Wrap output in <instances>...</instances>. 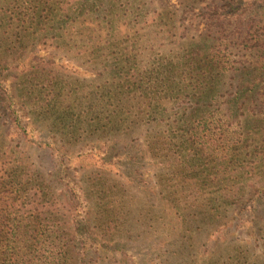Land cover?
Listing matches in <instances>:
<instances>
[{
	"label": "trees",
	"instance_id": "trees-1",
	"mask_svg": "<svg viewBox=\"0 0 264 264\" xmlns=\"http://www.w3.org/2000/svg\"><path fill=\"white\" fill-rule=\"evenodd\" d=\"M100 4L0 0V52L10 60L0 69L15 71L31 48L12 95L0 78V264H131L130 237H121L138 201L157 228L143 240L151 251L140 262L166 264L178 244L190 253L187 264H264V113L255 110L264 91V0H231L203 14L207 27L231 26L240 51L255 54L239 68L229 67L209 37L178 44L170 29L160 40H172L154 53V44L136 38L139 20L147 23L136 7L119 15L111 6L105 14ZM36 45L104 76L68 82L40 62ZM12 96L36 131L59 145L56 155L92 149L95 141L125 151L123 174L91 154L77 156L85 171L81 218L78 195L61 172L43 171L40 160L6 140L5 122H17ZM140 171L150 178L141 180ZM124 182L143 188V199L126 193ZM243 218L254 226L256 245L232 234Z\"/></svg>",
	"mask_w": 264,
	"mask_h": 264
},
{
	"label": "rangeland",
	"instance_id": "rangeland-1",
	"mask_svg": "<svg viewBox=\"0 0 264 264\" xmlns=\"http://www.w3.org/2000/svg\"><path fill=\"white\" fill-rule=\"evenodd\" d=\"M231 0H101L100 11L103 13H111V6H113L119 15L129 10L131 7L137 8V13L140 16H144L146 19V24H142V20L139 18L133 20H139V25L136 27L137 36L136 38L146 41V46L150 43L154 44V53H159L160 49L157 46L167 45V40H160L162 37V32L168 29L173 30L176 35V42L178 44L184 43V41L192 39L194 42H199L205 37H209L215 43L221 44L220 49L222 53L227 56L229 67L239 68V66L244 63L254 61L256 59L255 54L250 55L240 51V45L238 40V32L233 30L231 26H223L221 28H209L204 24L205 17L203 14L210 9L217 8L225 2ZM110 8V10H109ZM262 20H264V17ZM127 22V20H124ZM143 28V29H142ZM142 29V31H141ZM141 32L144 36L141 37ZM217 45V44H216ZM30 47L26 46L25 52L22 55V60L18 61L16 70L5 69V66H1L0 78L5 80L2 82L4 89L7 90L8 94L12 95L10 90L11 81H13L14 74H19L26 67V61L31 58ZM33 53L39 58L40 62L48 64L51 68H55L64 79L68 82H74L76 85H85L87 82L93 83L99 78L104 76V73L100 68H91L86 61L79 60L74 57H66L64 54L58 51H53L49 47L42 45L34 46ZM7 57V56H6ZM2 56L0 52V63L5 61L7 58ZM12 57L10 56V59ZM10 63V60H6ZM13 65L15 62H11ZM99 73V75H98ZM78 81V82H77ZM262 91V90H261ZM263 95L259 98V104L255 108L263 109L264 113V91ZM13 98V96H12ZM14 99V98H13ZM11 107L15 111L17 117V122L10 123L5 122L7 128V138L12 144H18L20 147L25 149L34 160H40L43 171H54L53 169H58L61 172L63 178V183L67 188H71L78 195V200L81 202V209L78 211V219L84 216L85 207L83 198L79 190V180L81 179V173L85 171H79L78 168L79 159L77 156L80 154H91L94 159L101 158L105 161V167L107 171H112L114 173H125L124 160L126 155L121 148H112L110 144L105 142H94L95 146L92 149L87 147L82 149H75L73 153H66L65 155H56L54 150L59 149V145L54 141L51 136L44 133H39L35 129L34 123L23 115L22 110L19 108V102L16 99L12 101ZM17 125H16V124ZM19 127L17 129V127ZM24 133V135H23ZM34 145H40L38 149H42L43 152L34 153ZM61 153H64L63 151ZM48 157H51L48 159ZM88 160V159H86ZM86 170V168H85ZM120 171V172H119ZM142 174L141 180H148L150 178V171H140ZM124 181V178H122ZM124 188L126 193H130L132 189V194L139 200L143 199L141 197L142 183L138 184L141 189L135 188L133 185L130 186L124 182ZM153 201V199H152ZM135 208L130 214V221L124 227V231L121 237L124 240L126 237H130L127 241L126 252L130 257L131 264H160V262H140L141 253H148L151 251L150 247L145 248L143 240L154 237L153 233L156 224L149 221L148 218L144 217L143 213L146 207L145 203L138 201L133 204ZM132 207V208H133ZM246 218L240 219L235 225L233 230V236H240L245 241L252 245L257 244V240L254 237V226L248 221H243ZM177 243V242H176ZM181 247L178 244L174 245V254L168 258L166 264H187V257L190 258L189 251H180ZM202 250H205V246H202ZM142 253V254H143ZM190 260V259H189ZM163 261V260H162ZM165 264V263H164Z\"/></svg>",
	"mask_w": 264,
	"mask_h": 264
}]
</instances>
